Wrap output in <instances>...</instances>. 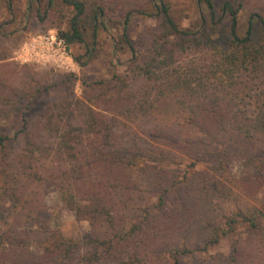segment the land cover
Segmentation results:
<instances>
[{"label":"trees","instance_id":"1","mask_svg":"<svg viewBox=\"0 0 264 264\" xmlns=\"http://www.w3.org/2000/svg\"><path fill=\"white\" fill-rule=\"evenodd\" d=\"M34 1L40 20L70 9L57 34L69 51L78 46L81 67L94 60L113 8ZM195 3L207 10L195 30L177 24L170 0L127 10L115 42L129 55L125 73L87 83L81 97L66 90L40 111L47 88L0 82V107L17 126L12 135L0 128V264H180L194 252L206 264H264V0ZM134 12L157 23L140 50L129 31ZM47 183L88 223L87 238L40 223ZM238 222L247 224L243 237L232 235ZM222 237L230 254H208Z\"/></svg>","mask_w":264,"mask_h":264},{"label":"rangeland","instance_id":"2","mask_svg":"<svg viewBox=\"0 0 264 264\" xmlns=\"http://www.w3.org/2000/svg\"><path fill=\"white\" fill-rule=\"evenodd\" d=\"M8 1H12L11 9L8 8ZM146 0H102L107 4L108 14L112 21L105 19L99 24L97 30L96 57L87 66L79 64L72 70H65L55 67L49 63H18L13 60V52L29 36L34 34L56 32L59 28L67 29V17L70 16V9L58 8V12L52 11L44 20H40L35 13L36 3L34 0H0V82L5 87H19L33 93L37 89L47 88V92L38 94L36 107L42 110L45 105L57 100L60 94L71 90L77 97L83 96L87 83L108 81L112 72L120 74L126 71V60L128 53L118 54L115 50L116 39L121 33V21L124 13L129 9L138 10L145 6ZM217 4L220 0H213ZM171 12L177 24L188 30H195L199 22V12L206 13V8L197 7L195 0H170ZM13 10V11H12ZM41 13L44 7L40 8ZM247 9L238 13V34L244 36L248 23ZM154 19L133 13L129 24L130 36L135 46L140 50L144 40L151 36L156 27ZM78 46L71 47V54ZM73 56V55H72ZM121 61V64L118 61ZM24 101L21 102V105ZM7 106L0 107V128L14 133L16 118L11 113L5 114ZM15 124V125H14ZM205 163L199 162L195 169H203ZM182 169V168H181ZM233 174L241 175V167L237 164L231 166ZM236 188L243 195V187ZM261 196V195H260ZM260 196H258L260 198ZM45 203L47 210L40 214V223L51 228L57 227L64 236L72 239H84L90 235L89 225L84 220H75L70 212L60 202L58 193L53 185L47 183L45 186ZM227 230L226 225H222ZM232 235L243 237L247 234V224L238 222L234 227ZM231 235V236H232ZM39 246H33L35 251ZM208 254H222L228 256L231 252L228 237H222L216 245L208 248ZM180 264H206L207 254L194 252L190 255L181 256Z\"/></svg>","mask_w":264,"mask_h":264},{"label":"built area","instance_id":"3","mask_svg":"<svg viewBox=\"0 0 264 264\" xmlns=\"http://www.w3.org/2000/svg\"><path fill=\"white\" fill-rule=\"evenodd\" d=\"M12 58L18 63H49L65 70H72L78 64L64 38L52 31L29 36L16 48Z\"/></svg>","mask_w":264,"mask_h":264}]
</instances>
